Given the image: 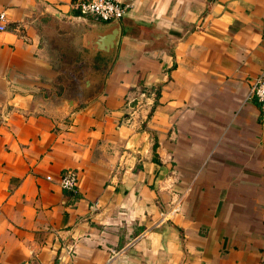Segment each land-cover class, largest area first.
Wrapping results in <instances>:
<instances>
[{"label":"crops","instance_id":"crops-1","mask_svg":"<svg viewBox=\"0 0 264 264\" xmlns=\"http://www.w3.org/2000/svg\"><path fill=\"white\" fill-rule=\"evenodd\" d=\"M79 1L0 0V264H264V0Z\"/></svg>","mask_w":264,"mask_h":264},{"label":"built area","instance_id":"built-area-1","mask_svg":"<svg viewBox=\"0 0 264 264\" xmlns=\"http://www.w3.org/2000/svg\"><path fill=\"white\" fill-rule=\"evenodd\" d=\"M73 8L78 11L81 16H94L102 22L119 20L128 9L127 5H121L116 0H81L73 5ZM6 15L0 11V33L5 31ZM248 99H253L262 114L264 115V73L255 79L250 88ZM59 188L62 191L75 193L76 192V174L71 170L64 171L58 181ZM179 199L175 200L173 206L178 203Z\"/></svg>","mask_w":264,"mask_h":264},{"label":"water","instance_id":"water-1","mask_svg":"<svg viewBox=\"0 0 264 264\" xmlns=\"http://www.w3.org/2000/svg\"><path fill=\"white\" fill-rule=\"evenodd\" d=\"M113 21H115L114 23H118L117 20H113ZM113 25H115V24H113ZM118 37H119V30L115 29V27L112 28V32H110L107 35L108 42L106 44V48L104 51H106V52L112 51V53H113L115 51L117 43H118Z\"/></svg>","mask_w":264,"mask_h":264},{"label":"rangeland","instance_id":"rangeland-1","mask_svg":"<svg viewBox=\"0 0 264 264\" xmlns=\"http://www.w3.org/2000/svg\"><path fill=\"white\" fill-rule=\"evenodd\" d=\"M73 92V91H72Z\"/></svg>","mask_w":264,"mask_h":264}]
</instances>
